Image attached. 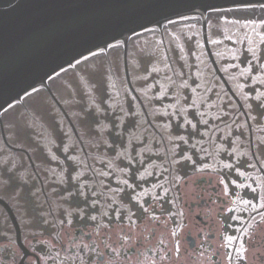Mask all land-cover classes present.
I'll list each match as a JSON object with an SVG mask.
<instances>
[{
    "label": "flooded vegetation",
    "instance_id": "1",
    "mask_svg": "<svg viewBox=\"0 0 264 264\" xmlns=\"http://www.w3.org/2000/svg\"><path fill=\"white\" fill-rule=\"evenodd\" d=\"M137 31L0 112V240L6 231L14 264L19 240L41 264L80 251L89 264H264V2L184 12ZM132 96L157 112L142 118Z\"/></svg>",
    "mask_w": 264,
    "mask_h": 264
},
{
    "label": "water",
    "instance_id": "2",
    "mask_svg": "<svg viewBox=\"0 0 264 264\" xmlns=\"http://www.w3.org/2000/svg\"><path fill=\"white\" fill-rule=\"evenodd\" d=\"M258 2L264 0H0V110L51 73L120 39L125 41L129 35L140 32L137 31L139 28L153 26L162 19L184 12H204L212 7ZM131 71L129 76L133 82L137 74L134 68ZM111 72L115 73L113 80L123 81L119 66ZM109 73L101 79L109 80ZM140 81H145L142 76L134 82ZM110 96L112 99L113 95ZM132 98L133 106L139 109L142 118L143 112L146 115L157 112L150 108L148 100L137 103L134 96ZM111 99L106 102L112 107L116 102ZM186 101L193 105L200 102L193 97ZM19 108L22 107L8 111L5 117L12 119ZM63 108L72 112L78 119L76 123L80 124L78 107L67 104ZM0 193L5 195L1 189ZM15 206L19 214L27 217L21 211L19 201ZM5 234L6 231L0 245L13 242Z\"/></svg>",
    "mask_w": 264,
    "mask_h": 264
},
{
    "label": "snow or ice",
    "instance_id": "3",
    "mask_svg": "<svg viewBox=\"0 0 264 264\" xmlns=\"http://www.w3.org/2000/svg\"><path fill=\"white\" fill-rule=\"evenodd\" d=\"M220 183H223V180H221ZM253 191H255V190H253ZM224 194L227 195V188H225ZM245 203H246V204H252V201H251V200H246ZM252 206H253V210H256L257 205H254V204H253ZM259 207H264V204L259 205ZM145 211H147V210H145ZM260 215H261V217H262V220H264V213H261ZM91 219H92V220H95L96 217L93 216V217H91ZM232 219H233V220H236L237 217L233 216ZM229 227H231V225H229ZM237 231H239V229H237ZM172 235L175 236L176 233L173 232ZM236 239H237V237L234 236V235H233V236H227V237H226V243H227V245H230L231 242L234 241V240H236ZM161 243H163V242L161 241ZM182 243H183L182 240H180L179 238L176 239V241H175V249H174L176 252H180V251H181ZM129 247H132V246L130 245ZM112 250L115 251V249H112ZM136 251L138 252V251H139V248H136ZM237 251H238V252H241V253L244 252V251H245V247H244V245L241 244L240 248L237 249ZM131 256H132V257H135V253H132ZM161 259H163V258H161ZM241 259H243V256H241ZM125 264H133V259L130 258V257H129V258H126V262H125ZM135 264H140V261H139L138 258L135 259Z\"/></svg>",
    "mask_w": 264,
    "mask_h": 264
},
{
    "label": "rangeland",
    "instance_id": "4",
    "mask_svg": "<svg viewBox=\"0 0 264 264\" xmlns=\"http://www.w3.org/2000/svg\"><path fill=\"white\" fill-rule=\"evenodd\" d=\"M13 244V242H11V243H7V244H4V245H0L1 247H4V250L3 251H8V255H10L11 256V259H10V261L8 262V261H6V263H9V264H14L15 263V261H16V259H17V257H18V255H19V252H18V250L12 245ZM14 251H15V256H14ZM7 253V252H6ZM44 257L45 258H49V257H51V258H55V255H44ZM44 257H43V259H44ZM0 260L2 261V260H6L5 258H4V254H2V252H0ZM64 263H66V264H68V261L66 262V261H64ZM0 264H1V262H0ZM25 264H32V259L31 258H27V260H26V263Z\"/></svg>",
    "mask_w": 264,
    "mask_h": 264
}]
</instances>
